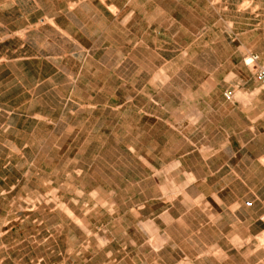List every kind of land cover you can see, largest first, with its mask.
I'll list each match as a JSON object with an SVG mask.
<instances>
[{
	"label": "rangeland",
	"instance_id": "374dc122",
	"mask_svg": "<svg viewBox=\"0 0 264 264\" xmlns=\"http://www.w3.org/2000/svg\"><path fill=\"white\" fill-rule=\"evenodd\" d=\"M251 55L264 0H0V264H264Z\"/></svg>",
	"mask_w": 264,
	"mask_h": 264
},
{
	"label": "crops",
	"instance_id": "0c3cea01",
	"mask_svg": "<svg viewBox=\"0 0 264 264\" xmlns=\"http://www.w3.org/2000/svg\"><path fill=\"white\" fill-rule=\"evenodd\" d=\"M85 5L87 2L84 1ZM90 4V1H89ZM84 5V4H82ZM107 7V6H105ZM71 10V9H70ZM76 17V16H75ZM76 24L79 25V20H76ZM76 31L79 32H85L88 30L86 25H80V26H75ZM96 30L101 31L103 30L102 33H108L111 32L112 28L111 26L107 25V22H105L104 26L101 25V23L98 24L96 27ZM122 38V37H120ZM246 173V171H245ZM234 175H235V170H234ZM244 183H251L255 184L252 188L251 191L255 192V198H256V205L259 207V210L261 211L259 214H255L254 217L251 218V223L252 225L257 224V223H262L260 224L262 228L260 229V232H264V165L259 161H253L249 162V174L248 176L246 175L245 178L243 179ZM262 216V217H261Z\"/></svg>",
	"mask_w": 264,
	"mask_h": 264
},
{
	"label": "built area",
	"instance_id": "2783aa9c",
	"mask_svg": "<svg viewBox=\"0 0 264 264\" xmlns=\"http://www.w3.org/2000/svg\"><path fill=\"white\" fill-rule=\"evenodd\" d=\"M258 61H259L258 56L251 55L250 57L244 59V64L246 67L255 69L257 80L260 86L262 87V89L264 90V67H259ZM225 97L229 99L230 94H225Z\"/></svg>",
	"mask_w": 264,
	"mask_h": 264
}]
</instances>
